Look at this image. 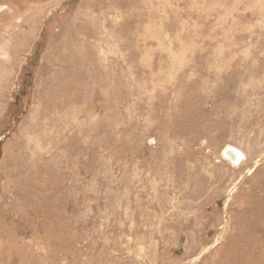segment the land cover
Returning <instances> with one entry per match:
<instances>
[{"label":"rangeland","instance_id":"374dc122","mask_svg":"<svg viewBox=\"0 0 264 264\" xmlns=\"http://www.w3.org/2000/svg\"><path fill=\"white\" fill-rule=\"evenodd\" d=\"M0 264H264V0H0Z\"/></svg>","mask_w":264,"mask_h":264},{"label":"bare ground","instance_id":"6f19581e","mask_svg":"<svg viewBox=\"0 0 264 264\" xmlns=\"http://www.w3.org/2000/svg\"><path fill=\"white\" fill-rule=\"evenodd\" d=\"M224 154L225 155H230L231 156V161L232 163H237L242 161L241 157L242 155L240 154V152L232 147L227 146L226 149L224 150Z\"/></svg>","mask_w":264,"mask_h":264},{"label":"water","instance_id":"95a60500","mask_svg":"<svg viewBox=\"0 0 264 264\" xmlns=\"http://www.w3.org/2000/svg\"><path fill=\"white\" fill-rule=\"evenodd\" d=\"M228 158H229V160H231V156L230 155H226Z\"/></svg>","mask_w":264,"mask_h":264}]
</instances>
